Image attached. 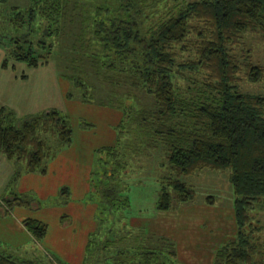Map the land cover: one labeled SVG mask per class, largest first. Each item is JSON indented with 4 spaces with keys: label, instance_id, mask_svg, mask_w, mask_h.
I'll list each match as a JSON object with an SVG mask.
<instances>
[{
    "label": "trees",
    "instance_id": "obj_1",
    "mask_svg": "<svg viewBox=\"0 0 264 264\" xmlns=\"http://www.w3.org/2000/svg\"><path fill=\"white\" fill-rule=\"evenodd\" d=\"M148 1L103 0L90 7L75 0H30L21 9L0 0V49L6 53L1 66L12 60L37 67L54 57L61 77L77 92L69 91L67 98L122 109L117 142L122 145L128 134L138 145L124 146L121 155L109 146L96 151L105 160L98 158L90 175L87 198L97 204L96 229L88 236L83 264H178L168 239L125 223L129 199L122 195L119 175L126 171L129 156L158 148L172 176L161 180L156 209L168 211L174 201L194 200V190L181 177L204 169L228 171L237 232L216 250L213 264H263L258 257L264 246L255 237L248 212L264 205V96L238 90L241 72L254 83L263 70L247 57L239 62L233 48L247 32L264 33V0L188 2L145 32L142 17ZM73 11L80 12L81 31L74 50L61 56L56 40L64 35ZM190 38L194 59L181 64L176 50L187 51ZM185 72L202 76L206 100L179 94L175 79L185 78ZM96 84L108 93L99 96ZM140 91L152 98L153 109L125 105ZM72 138L69 119L58 110L16 120L14 112L0 108V154L15 164L13 185L25 174L44 175L48 162L68 148ZM69 196L63 187L56 202L66 204ZM2 202L8 210L42 207L26 194ZM206 203L212 205V197ZM23 226L37 242L47 233V225L37 219H25ZM39 262L0 251V264Z\"/></svg>",
    "mask_w": 264,
    "mask_h": 264
},
{
    "label": "rangeland",
    "instance_id": "obj_2",
    "mask_svg": "<svg viewBox=\"0 0 264 264\" xmlns=\"http://www.w3.org/2000/svg\"><path fill=\"white\" fill-rule=\"evenodd\" d=\"M75 1L80 5L95 7L100 5L103 0ZM108 1L111 2V0H106V3ZM193 1L199 0H149L142 17L145 32L155 27L160 21L176 14L184 4ZM7 3L9 7L17 6L25 9L30 5V0H8ZM90 12L92 11L90 10ZM71 14L72 21H67L64 24V35L56 40L58 54L67 57L69 56L68 52L74 50L73 48L77 45L75 40L81 31L80 12L73 11ZM192 43L193 39L190 38L185 43L188 48L187 51L176 50L179 63H186L194 59L192 46H190ZM233 55L241 63H244L247 57L250 63L261 67L263 70L260 80L254 83L249 82L241 72L238 75V90L241 93L264 96V33L258 30L244 34L239 44L233 48ZM5 56L6 53L0 49V108L3 107L14 112L16 120L51 109L58 110L66 115L73 131L72 140L74 142H85L86 149L84 151L92 148L93 164L91 172L98 158L103 162L105 160L104 155L97 156L96 151L98 149L108 146L114 147L121 155L124 146L132 148L138 146L134 143V137L128 134L123 136L122 145L117 142L118 131L116 126L124 120L122 109L83 103L77 97L67 98L69 91L77 92L73 91L70 83L61 77L57 59L52 57L47 63L39 64L37 67H29L25 63L9 60L7 67L3 68L1 65ZM203 82L204 79L201 75L185 72V78L177 77L175 79V86L179 94L186 99L206 100L205 96H208V94L204 92ZM96 86L99 90V96L108 93L106 90L103 91L97 84ZM135 95L136 97L130 99V102L127 101L125 105L132 107L134 110L154 108L150 96L141 91L135 92ZM9 162L14 166L13 161ZM127 163L126 171L121 172L119 175L120 183L125 188L122 195L129 199V208L125 211V223L128 225V221L137 223L139 221L145 226L152 224V226L161 227L166 225L167 228L164 229L163 235L161 234L162 229L159 227H157V230L142 227L135 229H142L148 236L168 239L173 244L178 264H213L216 250L236 238L237 225L233 209L234 196L229 183V172L204 169L190 176L181 177L180 180L194 190V200L186 204H179L174 201L170 210L158 211L156 203L162 186L161 180L172 176L164 164L162 149L141 150V154L129 156ZM5 171L4 165H0V217L6 215L5 212L9 215L12 214L13 209L8 210L2 201L10 199L13 194L33 196L36 201L42 204L40 209L64 206L72 200L71 192L68 202L63 205L56 202L59 198V192L55 198H49L48 200H40L37 194L31 190L20 192L17 189V183L15 185L11 183L15 170L12 177L3 181ZM88 179L89 190L84 201L86 204L95 206V226L93 229L95 231L97 204L87 198L90 191V176ZM207 197H212V205L206 203ZM248 214L251 226L257 230L255 237L259 238V243L264 246V205L262 207L254 206ZM69 221L70 218L62 222L69 223ZM7 232L10 235L11 228ZM1 236L4 237V235ZM1 239L0 251L19 257L20 260L35 261L38 259L40 261L38 264H59L49 252L38 249V247L29 246L26 247L27 249L13 250L19 249V247L13 248L14 246L9 239ZM38 243L40 242L35 241L34 245H38ZM259 258L264 264V254Z\"/></svg>",
    "mask_w": 264,
    "mask_h": 264
},
{
    "label": "crops",
    "instance_id": "obj_3",
    "mask_svg": "<svg viewBox=\"0 0 264 264\" xmlns=\"http://www.w3.org/2000/svg\"><path fill=\"white\" fill-rule=\"evenodd\" d=\"M85 149V142L73 141L68 148L61 150L54 159L48 162L46 174L21 176L17 182V189L20 192L31 190L40 200H48L55 198L61 188L67 187L71 192L72 200L64 206H53L36 211H29L22 207L13 208L11 215L7 213L0 217L2 224H0V240L1 238L9 239L13 248L19 247L13 250L18 251L27 249L26 247L29 246L38 247V249L49 252L59 264H83L88 236L95 226V206L86 204L84 201L89 190L88 178L93 164L92 148L88 151H84ZM0 165H4L7 171L4 173L3 181L12 177L15 164L12 166L0 154ZM63 216L70 218L69 223L61 221ZM28 218L37 219L47 225V233L38 245H34L33 237L22 225V221ZM4 223L7 226L3 225ZM128 225L131 228H155L156 230L159 227L162 229V235L164 229L167 228L166 225L145 226L139 221L138 223L128 221ZM9 228L12 230L10 235L7 232Z\"/></svg>",
    "mask_w": 264,
    "mask_h": 264
}]
</instances>
